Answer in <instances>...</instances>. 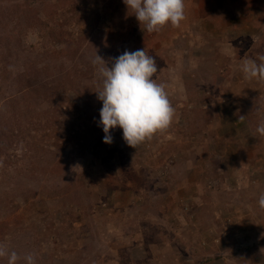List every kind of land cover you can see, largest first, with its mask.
<instances>
[{
	"label": "rangeland",
	"instance_id": "obj_1",
	"mask_svg": "<svg viewBox=\"0 0 264 264\" xmlns=\"http://www.w3.org/2000/svg\"><path fill=\"white\" fill-rule=\"evenodd\" d=\"M184 3L148 33L123 0H0V244L35 264H264V80L240 71L264 55V0ZM142 48L174 118L106 144L91 61Z\"/></svg>",
	"mask_w": 264,
	"mask_h": 264
},
{
	"label": "clouds",
	"instance_id": "obj_2",
	"mask_svg": "<svg viewBox=\"0 0 264 264\" xmlns=\"http://www.w3.org/2000/svg\"><path fill=\"white\" fill-rule=\"evenodd\" d=\"M128 11L135 15L143 31L159 32L166 25L179 27L185 19L184 0H123ZM92 64L103 77L102 88L97 91V99L102 102L98 127L104 132L103 142L111 144V130L122 129V138L127 145H137L155 133L167 129L175 114L166 85L158 83L155 74L157 64L145 49L125 50L113 58L111 67L97 53ZM246 79L264 80V55L259 62L246 59L240 65ZM256 131L264 135V121ZM258 206L264 209V194L258 199ZM0 257L7 258V264H35L32 254L20 257L16 251L0 244Z\"/></svg>",
	"mask_w": 264,
	"mask_h": 264
}]
</instances>
